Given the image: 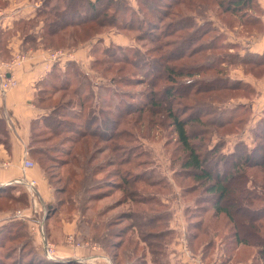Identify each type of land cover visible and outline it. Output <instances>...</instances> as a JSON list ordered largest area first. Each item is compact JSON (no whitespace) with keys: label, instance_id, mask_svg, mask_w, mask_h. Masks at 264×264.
Returning a JSON list of instances; mask_svg holds the SVG:
<instances>
[{"label":"trees","instance_id":"obj_1","mask_svg":"<svg viewBox=\"0 0 264 264\" xmlns=\"http://www.w3.org/2000/svg\"><path fill=\"white\" fill-rule=\"evenodd\" d=\"M263 12L258 0H136V7L126 0H43L33 17L15 20L12 29L0 30V57L10 58L6 47L9 38L15 33L22 36L23 44L56 46L65 39L63 31L67 29L73 30L69 36L72 43H78L90 41L107 26L138 29L146 24L153 29L161 24L167 33L165 37L170 35V40L175 41L172 51H162L164 47L170 48L171 44L168 41L163 44L159 37L149 40L157 49V54L152 59L136 48L130 50L132 60L128 56L125 58V61L136 66L137 71L144 68L146 83L150 88L147 95L140 98L138 108H124L125 115H134L136 122L141 120L145 123L143 114L146 113L144 116L148 125L164 126L168 120L172 126L176 142L180 145L179 152L182 153V157L178 159L179 168L173 172V178L181 189V199L191 196L193 205L185 208L182 206L187 224L186 238L191 251L197 252L192 250L194 243L203 238L205 244L198 252L202 253L206 262L208 251L214 244L212 233L219 234L222 225L229 232L224 234L225 243L217 245L222 248L221 253H217L206 264L217 263L218 259L220 264L247 261L250 264H264V108L261 111L262 118L254 126L258 128L251 133L256 140L252 148L238 140L234 150L223 152V145L220 143L209 147L201 139L206 131L191 129L200 124L206 125L208 122L204 121L207 119L221 131L231 129L236 120L237 123H242L243 116L252 111L250 103H243L241 100L249 101L258 96L254 85L244 79L222 76L219 73L222 72L221 66L227 63L229 70L241 66L245 76L255 81L264 79V53L245 48L247 39L264 34ZM39 25L41 32L38 37L31 36V29ZM235 31L241 34L238 36L239 42L229 43L227 33ZM217 40L220 42L217 43ZM228 49L226 57L216 54L217 56L206 59L208 62L204 65L185 64L186 60L191 61L193 56L200 53ZM124 51L126 49L120 46L104 48L101 61H114ZM179 62L182 63L178 65ZM70 66L74 65L68 63L66 68ZM207 72H215V75L200 76ZM54 73L53 69L37 83L34 103L45 112L31 124L27 152L54 187L55 203L45 208L46 215L65 206V201L67 205L77 207L81 214L89 209L86 205L83 208V203L88 204L93 200L94 189L88 188L85 196H82L79 188L81 185L78 188H68L61 183V178L54 179L52 174L56 173L55 169L66 167L74 160H77L74 165L80 169H85L92 163H100V166L93 164V169H103L105 165L101 164L103 160L99 162V155L109 151V157L115 156L113 147H93L99 142L107 146V107L102 98L97 96L99 105L96 103L97 99L93 101L91 92L85 93L88 84L84 78L71 91L74 97L59 98L56 103L51 104L55 95L53 93L57 91L51 82ZM177 77L186 79L177 81ZM123 81L127 83L135 80ZM165 82L168 83L165 87L160 86ZM66 89L68 86L65 85L61 90ZM105 91L107 92V88ZM201 97H210L209 101L214 102L221 98V103H218L222 107L221 111L212 108L211 102L196 107L203 103L197 102ZM176 99L189 101L191 109L196 107L195 110L189 114H186V110L178 113L173 108ZM234 101L237 103L231 105ZM95 103L99 109L93 106ZM178 105L185 107V104ZM122 112H118V117H124ZM85 113L87 118L82 121ZM213 117L216 118L210 120ZM118 134L123 135V132H115L111 137L112 141ZM48 137L56 143L51 149L46 144L50 141L46 140ZM90 138H95L96 143L91 142ZM0 145L9 149V135L3 118H0ZM66 147H70L68 152L63 150ZM52 152L65 157L59 158L63 162L58 168L54 166L56 163L50 154ZM46 163L52 164L47 166ZM54 180L60 183V187L56 186ZM248 181L259 190H244L242 185ZM106 183L107 189L122 193L120 203L128 208L117 213L107 223L106 248L112 264H172L169 249L177 232L170 228L169 201L161 200V197L168 198L172 194L168 183L148 170L136 174L128 171L127 175L119 177L118 183L111 180ZM15 184L0 185V204L7 203L8 206L5 209L0 205V217L6 213L0 221V264H81L72 259L51 261L37 252L25 222H36L39 215L37 217L33 214L23 220L13 215L8 217L13 207H29L22 184ZM74 190L75 193L72 194ZM198 191L200 194L193 196ZM78 194H81L80 197ZM98 225L100 224L88 223L86 233L78 236V239L96 241L99 235L94 237L93 234ZM229 250L230 255L227 256ZM237 251H245L250 255L236 260L237 254L234 252Z\"/></svg>","mask_w":264,"mask_h":264},{"label":"rangeland","instance_id":"obj_2","mask_svg":"<svg viewBox=\"0 0 264 264\" xmlns=\"http://www.w3.org/2000/svg\"><path fill=\"white\" fill-rule=\"evenodd\" d=\"M21 1L24 0H10V1L4 0L6 4V7L4 9H7L11 4V2H14L16 4ZM30 1L31 3H36L39 6L43 0H30ZM126 1H128L134 7H136V0H126ZM0 10H3V8H0ZM126 20H128V16L126 17ZM153 22H155V20H153ZM215 24H217V22ZM40 25L37 27L38 29L37 28L31 29L32 30L30 31L31 36L38 37V34L40 33V29H41ZM72 32H73L72 29L64 30L63 36L65 39H62L60 43L56 46H50V45L32 46L27 43L26 44L22 43V46L24 47L25 50H30V49L33 51L43 50L46 52V54L48 53V55L59 51L65 53L64 56H61L56 60L52 61L53 64L49 69V72L52 71L53 69L55 70L54 78L51 79V82L53 85L56 86L55 89L57 90L55 93H53L55 95H53L51 104L56 103L59 98L68 99L74 97L71 91L74 88H76L79 82H81V80L83 81L84 78L85 82L88 84L85 93L89 94V92H91V96H93L92 98L93 101L97 99V96L102 98L103 103L107 107L106 108L107 146L102 142H99L98 145L96 144L95 146H93L96 148H102V147L107 148L108 146L113 147L112 149L115 150V156L109 157V151H107L102 155L101 154L99 155V162L103 160V163L101 164H104L107 167L103 166L102 167L103 169H101L100 167H98L97 169L95 168L93 169L94 163H92L86 166L85 169L83 168L80 169L78 166L74 165L77 163V160H74L72 163L70 164L68 163L66 167L62 166V168L60 169H55L56 171L54 172L56 173L52 174L54 179L57 177L61 178V183H63L64 186H67L68 188H72V187L78 188L81 185V187L79 188H81L80 192L81 194H83L82 196H85L84 194L87 193L88 188L94 189L93 197L94 196L95 197L94 198L92 197L93 200L89 201L88 204L83 203V208L85 207V205L89 208L87 211H84L80 214L77 211L78 209L77 207L74 208V206L72 207V205H67V202L65 201V206L59 207L60 209L57 210L56 214L70 221L75 220L76 228L79 231L78 233L79 237H81V235L83 236V234L86 233L87 231L86 227L88 223H90V225L93 223L100 224L98 226H95L98 227V229L93 234L94 237L99 235L98 236L99 238L96 239V241L88 240L85 242H87L89 245H95L96 252H98L99 255L105 257L104 260L101 261V264H107V248H106L107 223L113 217L115 218L118 215L117 213H120L122 210H128L126 205L120 203L122 193L115 189L113 190L107 189V183H106L107 180H111L115 183H118L119 177L121 175L122 176L127 175L128 171L131 174H136V173H143L145 170L151 171L153 174L155 173L159 177L163 178L170 186V190L172 193L171 196L168 198L161 197L162 201H166V200L169 201L171 208L170 209L171 217L169 220L170 223L173 220H177L176 224L177 223L181 224V205L184 208L187 205H192V202L190 201L191 196H189L187 199H183V197L181 199L180 196L181 189L179 186L175 184L173 178V172L178 170L179 168L178 159L180 158L182 153L179 152L180 145L176 142V135L173 133L172 126L168 123L169 121L166 120L167 124H165L164 126H157V125L153 126V125H148L147 118H145L144 116V114L146 113L143 114V118L144 120H146L144 123L141 120H137L136 122L134 120L135 118L134 115L127 116L125 115L124 112V108L125 109H128L130 107H135V109L138 108L139 104H141L140 98L143 95H147V92L150 90V88L146 83V73L144 74L143 72L144 68L141 67L140 68L141 70L137 71L136 66L134 64H130L127 61H125L126 56H128V58H130L131 60L133 58V56L130 53V50H132L133 48L142 50L143 55H146L148 58L152 59L154 56H156L157 49H155L156 45L154 43L152 44L149 43L150 39L160 37L163 44H166L167 41L170 42L171 44L170 48L169 46L164 47L162 51H167V50L172 51L173 49L172 44L175 41L170 40L172 38L170 35L167 38L165 37L167 33L165 32V28L161 24L155 26V28L153 29L152 27L149 28L146 24H142V26L139 27L138 29L136 28L124 29L123 27L117 28L114 26H107V28L101 31L100 34L93 37L90 41L78 42V43H72L73 41L69 39V36ZM237 32L238 31H235L234 33H229V32L227 33L228 35L227 38H229L228 39L229 43H231V41L239 42L237 38H239L238 36L239 35L241 36V34H237ZM19 36L20 38H22L21 35ZM37 40L39 41V39ZM216 42L218 43L220 41L217 40ZM84 44L86 46H84ZM24 45L28 47L25 48ZM112 46H120L121 48L126 49V51L121 52L119 57L115 58L114 61L111 62L107 61L106 63L101 61V58H103L104 48L112 47ZM76 51H78V55ZM227 52H229V49L225 51H218V50L206 51L204 54L200 53L198 55L193 56L191 58V61L186 60V63L185 62L184 63L186 65L187 64L190 65V63H194L192 65H197V66L200 64L204 65L205 62H208L206 59L215 57L217 55L226 57ZM198 56H201V58L199 59ZM12 57L6 59L3 58V59L9 61L12 59ZM203 59L206 61H204ZM138 62H140L139 59ZM68 63H72L74 66H70V68L69 67L66 68ZM181 63L182 62H179L177 64L179 65ZM147 64L148 63H146V65ZM227 66L228 64L224 63V65H222L220 69L222 72H220L219 74H221L222 76L227 75L232 78L251 80L249 77L243 74V70L241 66L239 67L237 66L236 68H230L231 70L227 69ZM213 75H215V72H207L200 76L211 77ZM126 79H134L135 81H129L126 83L125 81H123ZM184 79L186 78H180V77L176 78L177 81H183ZM251 83L254 85V88L257 90L258 96L252 98L253 100L251 99L247 102L250 103V101H252L250 107L253 108L252 103L255 100L254 101L255 110L254 111L253 109L252 111L249 110L250 111L249 114H245L243 116L242 123H237L238 120H236L235 121L236 123H234V126L231 129H225L221 131L217 127L212 126L211 122L207 119L206 121H204V122H208L206 125L200 124L197 126H193L195 125L193 124L192 125L193 127H191L190 125L188 126V128L191 127V129L206 131L207 133L204 136H202L201 139L204 140L207 143V146L209 147H211L214 144L220 143L221 145H223L222 146L223 152H229L234 150L235 144L238 140H241L242 142L247 144L249 148L255 146L256 140L251 135V133L254 132L256 128H258L254 126L258 122V120L262 118L261 112H259L258 109L260 108L259 106H262L263 104L262 102H264L263 101L264 79L258 80L257 84L256 81L251 80ZM165 84L167 85L168 83L165 82L160 86L165 87L164 86ZM65 85L68 86V89H66V91L61 90L62 86ZM105 88H107V92L105 91ZM202 99L203 98L201 97V100ZM209 99L211 98L207 97L204 98L202 101L197 100V102H203V103L197 104L196 107L211 102L212 108L214 109L217 108V111H221L222 107L218 105V103H221L219 102L221 98L218 99L217 102L209 101ZM241 101L246 102L245 100H241ZM96 103L100 105L98 99ZM96 103L93 106L99 109ZM235 103H237V101H234L230 104L233 105ZM178 104H183V105L185 104V107H182ZM190 104L191 103H189V101L185 102V99H176V101L173 103V108L174 110L176 109L178 113H181L182 110H186L187 111L186 114H189L190 112L195 110L194 108H196L194 107L192 110ZM90 107L91 106H89V108ZM120 110L123 111L121 113L122 116H124L123 118H121L120 116L118 117V112ZM86 118L87 115L85 113L82 121L85 120ZM164 118L166 119V116ZM214 118L216 117H213L210 120H214ZM119 131L123 132V135L118 134L115 140L112 141L111 137L113 136V134ZM240 135L242 136L237 137ZM46 140H50V137H48ZM89 140L93 143L94 142L96 143L95 138H90ZM54 142L55 141L53 140L47 142L46 143L47 147L51 149V146L53 144H56ZM69 148L70 147H66L63 150L65 152H68ZM57 149H61V148H57ZM50 154H52V156L55 158L54 160V163H56V165H54L55 168L60 167L63 161H59V158L60 157L65 158V157L59 156L55 152H52ZM46 164L48 166V164L51 165L52 163H46ZM98 164L100 166V163H95L94 165L98 166ZM116 175H118V177ZM55 183L57 182L55 181ZM56 186L60 187V183H57ZM242 188L244 190L247 189H252L254 191L259 190L254 186V184L251 181L245 182L242 185ZM25 192L28 191L25 190ZM199 192L200 191L196 192V194H194L193 196L199 195L200 194ZM74 193L75 190L73 191L72 194ZM80 195L78 194V197H80ZM0 205L5 209L8 207L7 203H3ZM25 209L26 208L21 209L20 207L19 208L13 207L8 217H12V215L15 214V212L18 210L23 211L24 213ZM1 220H3L2 216L0 217V221ZM25 223L27 224L28 227L27 231L29 233V236L34 241L37 252L41 256H44L42 251V243L40 242L41 239L39 238V235H37L36 232L34 233L35 231L34 227L36 224L30 221ZM220 227H221L220 229L221 232L219 234L212 233L214 244L211 246V248L208 251L209 255L206 257L207 263L213 260V258L216 256L217 253L219 252L221 253L222 248L217 245H219L220 242L225 243L224 234L229 232V229L226 226L224 227L221 225ZM203 244H205V240L203 238L198 239L197 242L194 243L192 250L198 252L200 248L203 247ZM234 253L237 254L236 260H242L245 258V256L250 255L248 252L245 251H241V252L237 251ZM226 255L227 256L230 255V250L229 252L226 253ZM61 260H63V258H60V261Z\"/></svg>","mask_w":264,"mask_h":264},{"label":"crops","instance_id":"obj_3","mask_svg":"<svg viewBox=\"0 0 264 264\" xmlns=\"http://www.w3.org/2000/svg\"><path fill=\"white\" fill-rule=\"evenodd\" d=\"M258 2L264 11V0H258ZM10 5L7 9H4L6 4L4 0H0V8H3V10H0V30L12 29L15 20L33 17L38 7L36 3H31L30 0H24L16 4L11 2ZM262 21L264 23V12ZM237 39L239 41V38ZM247 40L248 42L245 43V48L256 53H264V34ZM22 43L23 39L20 38L19 33H15L8 40L6 47L10 58L12 55L14 56L17 53H22L24 59L7 73V76H12L16 80V85L5 91H2L0 88V118L5 119L9 135V149L7 150L3 145H0V160L9 162V167L7 169H0V185L19 180L23 181L25 179L34 181L32 193L26 192L29 207L25 209L24 213L28 216L33 214L35 216L39 215V218L44 215L46 238L53 246L56 255L59 256V258H63L61 261L91 257V260L86 264H101V261L104 259L96 252L95 248L91 246L76 247L75 245L71 246L67 243L68 236L73 237L75 244L80 242L87 243L78 240L79 231L76 228L75 220L70 221L64 219L56 214L57 211L50 213L49 216L46 215L45 208L48 206L51 207L55 203V194L54 188L49 184L39 166L35 164L32 168L22 170L25 153L28 150L31 124L45 112L34 103L37 83L46 77V74L53 64V62H49L48 66L45 67V61H47L49 57L48 53L46 54L43 50H25ZM84 46L86 45L84 44ZM76 52L78 55V51ZM5 62H7V60L0 57V72L6 71L3 66ZM249 78L253 80L251 77ZM251 80L247 79L246 81L251 83ZM257 83L258 81H256V84ZM254 101L252 103L253 111L255 110ZM241 102L246 103L247 101ZM262 103V106H259V112L264 108V102ZM28 158L33 161L29 154ZM22 187L26 190L23 185ZM5 215L6 213L2 216ZM176 221L177 220H173L170 223V228L177 232V237L169 249L170 262L172 264H206L202 257V253L192 252L188 243L186 247L191 252L193 259L187 255L184 250V244L180 238L183 235L186 238L187 224L184 218L182 205L181 224H176ZM107 264H112L108 256ZM214 264H220V259ZM238 264H250V261Z\"/></svg>","mask_w":264,"mask_h":264},{"label":"built area","instance_id":"obj_4","mask_svg":"<svg viewBox=\"0 0 264 264\" xmlns=\"http://www.w3.org/2000/svg\"><path fill=\"white\" fill-rule=\"evenodd\" d=\"M64 52L59 51V52H54L49 54V57L47 59V61H45V67L48 66L49 62H52L54 60H56L57 58L64 56ZM24 59V55L22 53H17L16 55H14L12 57L11 60L3 63L4 68L6 69V71L4 72H0V88L2 91L8 90L10 88H12L13 86L16 85V80L12 77V76H7V73L10 72V69L13 68L14 66H16L17 64L20 63L21 60ZM35 165V163L30 160L28 158V152L25 153V159L23 160V164H22V170L26 169V168H32ZM9 167V162L6 160H0V169H7ZM12 183H16V184H22L26 190L30 193H32V188H34V181H28V180H19V181H14V182H10V183H5L2 184L3 186H8ZM15 218L18 219H28L30 216L25 215L23 213V211H16L14 214ZM35 227V231L37 235H39V238L41 239L40 242L42 243V251H43V255L46 259L51 260V261H57L60 260L59 256L56 255L53 246L51 245V243L47 240L46 236H45V231H44V215L42 217H40L36 222H34ZM181 241L184 244V250L186 252L187 255H189L192 259L193 257L191 256V252L188 250V248L186 247L187 245V241L185 236L183 235L181 238ZM67 243L69 245H75L76 247H85V246H91L92 248H95V245H89L88 243H74V239L72 236H68L67 237ZM102 259H104L105 257L101 256ZM91 258V257H90ZM87 258V257H81L76 259L75 261H77L78 263H88L91 259Z\"/></svg>","mask_w":264,"mask_h":264}]
</instances>
